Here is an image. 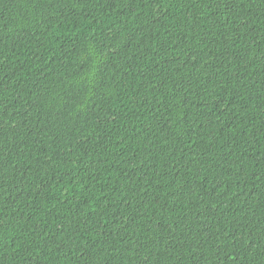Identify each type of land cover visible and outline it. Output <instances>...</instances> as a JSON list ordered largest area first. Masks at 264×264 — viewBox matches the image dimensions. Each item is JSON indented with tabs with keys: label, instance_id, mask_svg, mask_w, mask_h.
Instances as JSON below:
<instances>
[{
	"label": "trees",
	"instance_id": "16d2710c",
	"mask_svg": "<svg viewBox=\"0 0 264 264\" xmlns=\"http://www.w3.org/2000/svg\"><path fill=\"white\" fill-rule=\"evenodd\" d=\"M0 264H264V0H0Z\"/></svg>",
	"mask_w": 264,
	"mask_h": 264
}]
</instances>
